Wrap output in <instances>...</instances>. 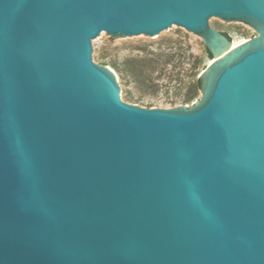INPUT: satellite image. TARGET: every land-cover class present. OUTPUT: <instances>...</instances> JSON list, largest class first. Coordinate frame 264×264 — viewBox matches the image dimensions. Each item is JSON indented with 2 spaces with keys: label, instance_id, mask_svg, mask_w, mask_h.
<instances>
[{
  "label": "water",
  "instance_id": "obj_1",
  "mask_svg": "<svg viewBox=\"0 0 264 264\" xmlns=\"http://www.w3.org/2000/svg\"><path fill=\"white\" fill-rule=\"evenodd\" d=\"M171 27L199 100L121 102L91 41ZM0 264H264V0H0Z\"/></svg>",
  "mask_w": 264,
  "mask_h": 264
},
{
  "label": "rangeland",
  "instance_id": "obj_2",
  "mask_svg": "<svg viewBox=\"0 0 264 264\" xmlns=\"http://www.w3.org/2000/svg\"><path fill=\"white\" fill-rule=\"evenodd\" d=\"M214 30L226 34L233 43L255 36L248 26L208 20ZM92 62L110 69L116 78L121 102L147 109H171L191 89L199 73L211 62L203 43L179 27H171L156 37L134 36L110 39L101 33L91 41ZM196 76V77H195ZM200 93L184 104L192 106Z\"/></svg>",
  "mask_w": 264,
  "mask_h": 264
},
{
  "label": "trees",
  "instance_id": "obj_3",
  "mask_svg": "<svg viewBox=\"0 0 264 264\" xmlns=\"http://www.w3.org/2000/svg\"><path fill=\"white\" fill-rule=\"evenodd\" d=\"M205 53L210 58V55L206 49H205ZM196 76H198V74H196ZM198 92H199V82H198V79L196 78V81H195L193 87L191 89H189V91L182 97V99L177 104L178 105L187 104L188 102H190L195 97V95Z\"/></svg>",
  "mask_w": 264,
  "mask_h": 264
},
{
  "label": "bare ground",
  "instance_id": "obj_4",
  "mask_svg": "<svg viewBox=\"0 0 264 264\" xmlns=\"http://www.w3.org/2000/svg\"><path fill=\"white\" fill-rule=\"evenodd\" d=\"M233 45L235 46V45H238V43H233Z\"/></svg>",
  "mask_w": 264,
  "mask_h": 264
}]
</instances>
